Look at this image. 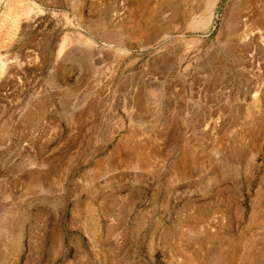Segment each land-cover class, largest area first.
Returning <instances> with one entry per match:
<instances>
[{
    "label": "rangeland",
    "instance_id": "obj_1",
    "mask_svg": "<svg viewBox=\"0 0 264 264\" xmlns=\"http://www.w3.org/2000/svg\"><path fill=\"white\" fill-rule=\"evenodd\" d=\"M0 264H264V0H0Z\"/></svg>",
    "mask_w": 264,
    "mask_h": 264
},
{
    "label": "bare ground",
    "instance_id": "obj_2",
    "mask_svg": "<svg viewBox=\"0 0 264 264\" xmlns=\"http://www.w3.org/2000/svg\"><path fill=\"white\" fill-rule=\"evenodd\" d=\"M37 11V10H36ZM40 14V13H39ZM18 22H17V20L16 19H13V20H11V22H10V25L13 27L14 25H16ZM7 25H8V23H7ZM76 36V35H75ZM79 37H81V36H79ZM79 40H82V38H79ZM85 40V39H84ZM87 42V41H86ZM88 43V42H87ZM2 64H4L3 62H2ZM2 69H3V67H2Z\"/></svg>",
    "mask_w": 264,
    "mask_h": 264
}]
</instances>
